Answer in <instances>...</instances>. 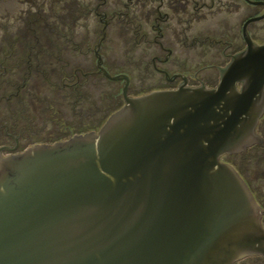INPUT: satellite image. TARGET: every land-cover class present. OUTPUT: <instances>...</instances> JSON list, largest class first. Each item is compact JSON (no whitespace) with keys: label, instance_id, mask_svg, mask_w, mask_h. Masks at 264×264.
I'll return each instance as SVG.
<instances>
[{"label":"water","instance_id":"1","mask_svg":"<svg viewBox=\"0 0 264 264\" xmlns=\"http://www.w3.org/2000/svg\"><path fill=\"white\" fill-rule=\"evenodd\" d=\"M240 84V87H238ZM264 109V43L214 88L153 91L97 132L0 157V264H234L264 256L234 168Z\"/></svg>","mask_w":264,"mask_h":264},{"label":"flooded vegetation","instance_id":"2","mask_svg":"<svg viewBox=\"0 0 264 264\" xmlns=\"http://www.w3.org/2000/svg\"><path fill=\"white\" fill-rule=\"evenodd\" d=\"M261 29L264 0H0V157L97 132L125 98L214 88ZM219 159L264 230V109L253 142Z\"/></svg>","mask_w":264,"mask_h":264},{"label":"rangeland","instance_id":"3","mask_svg":"<svg viewBox=\"0 0 264 264\" xmlns=\"http://www.w3.org/2000/svg\"><path fill=\"white\" fill-rule=\"evenodd\" d=\"M255 39L257 40V42H262L264 41V30H259V32L255 33Z\"/></svg>","mask_w":264,"mask_h":264}]
</instances>
